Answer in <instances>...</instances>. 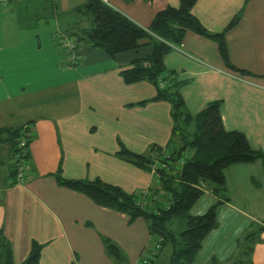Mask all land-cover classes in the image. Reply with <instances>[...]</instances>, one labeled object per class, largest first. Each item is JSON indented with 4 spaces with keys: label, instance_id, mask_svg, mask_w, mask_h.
Here are the masks:
<instances>
[{
    "label": "crops",
    "instance_id": "1",
    "mask_svg": "<svg viewBox=\"0 0 264 264\" xmlns=\"http://www.w3.org/2000/svg\"><path fill=\"white\" fill-rule=\"evenodd\" d=\"M84 1L54 0L60 14L34 26L19 23L14 0L0 4V129L29 123L33 130L29 176L21 185L9 184L12 147L0 134V234L9 240L16 263L27 257L33 241L42 245L40 264H116L105 251V237L121 248L128 264L154 255L155 241L143 217L129 222L127 214L61 185L55 176L59 167L65 178H100L138 199L144 194L149 208L168 204L155 172L116 154L121 145L144 154L152 146L166 151L170 141V104L150 100L156 93L151 82L127 84L120 73L153 47L144 43L111 57L77 44L73 54L79 62L71 65L56 34L74 24L90 26L88 18L72 12ZM107 1L145 29L157 11L179 5V0ZM238 12L239 22L224 38L229 61L246 73L225 65L216 41L188 30L164 57L166 76L183 83L180 93L191 114L220 99L225 129L243 132L254 149L264 152V0H196L192 7L211 32L222 31ZM224 175L229 199L217 207L218 225L191 264H209L213 258L232 262L251 225H264L262 161L230 165ZM218 199L208 189L190 213L202 214ZM260 238L251 252L253 264H264V231ZM151 242L154 247L145 253Z\"/></svg>",
    "mask_w": 264,
    "mask_h": 264
},
{
    "label": "trees",
    "instance_id": "2",
    "mask_svg": "<svg viewBox=\"0 0 264 264\" xmlns=\"http://www.w3.org/2000/svg\"><path fill=\"white\" fill-rule=\"evenodd\" d=\"M195 2L196 0H179L178 6L167 5L155 13L150 26L145 29L101 0H85L73 8L72 12L88 18L90 26L74 24L63 32L72 37L76 45L95 47L111 57L119 52L137 49L144 43L153 47L150 54L133 59L131 65L120 73L127 84L151 82L156 87V93L150 100H164L170 104L173 122L170 141L166 145V151L163 147L152 146L149 153L144 154L133 152L121 145L116 154L147 170L157 163L155 172L161 189L168 195V204L149 208L134 194L100 178H65L60 167L55 173L61 185L86 194L101 206L127 214L129 222L138 217L147 221L149 233L156 243L154 255L147 257L144 264H191L200 251L205 236L218 225L217 207L229 199L224 170L233 164L258 159L264 165V152L254 149L243 132L225 129L220 99L208 102L197 113L191 114L180 93L183 83L166 76L164 57L173 46L181 44L188 30L216 41L225 65L246 73L229 61L224 38L225 32L239 22L241 13L235 14L222 31L211 32L192 13ZM14 7L19 23L25 26H34L42 20H53L60 14L54 0H14ZM20 129L21 127L0 129V134H6L4 141L12 147V153L17 149ZM26 158H29V150ZM181 158L184 160L176 168V163ZM14 175L10 166L9 178L13 179ZM9 184L15 185L13 182ZM208 189L219 197L217 202L202 214H191L190 208ZM175 225L177 229H174ZM263 231L264 225L253 223L238 243L240 253L237 259L225 264H253V245L261 239ZM103 244L105 251L116 264H128L123 251L115 242L105 237ZM167 246H170L167 259L158 261V254ZM41 249L42 245L33 241L27 257L16 263L9 240L0 234V264H40ZM209 264L219 263L213 258Z\"/></svg>",
    "mask_w": 264,
    "mask_h": 264
},
{
    "label": "built area",
    "instance_id": "3",
    "mask_svg": "<svg viewBox=\"0 0 264 264\" xmlns=\"http://www.w3.org/2000/svg\"><path fill=\"white\" fill-rule=\"evenodd\" d=\"M7 0H0V4L4 3ZM104 3H107V0H101ZM56 36L58 37V41L59 44L61 45V48L65 54V56H67V59L69 61V63L71 65H75L79 62L78 57H76L73 54L74 49L76 48V42L74 41V39L70 36H65L63 34H56ZM33 137V130L31 129V127L28 124H24L21 126L20 129V135L18 137V141H17V149L12 153L11 157H10V165L12 166L13 170H14V178L13 179H9V183H15L18 185H21L23 183H25V181L27 180L28 176H29V158H26V155L28 153V145H29V141L31 140V138ZM155 168L156 167H151V171L155 172ZM140 202L144 203V194L143 196L140 197L139 199ZM146 258H143L141 260L142 264H144L146 262Z\"/></svg>",
    "mask_w": 264,
    "mask_h": 264
},
{
    "label": "rangeland",
    "instance_id": "4",
    "mask_svg": "<svg viewBox=\"0 0 264 264\" xmlns=\"http://www.w3.org/2000/svg\"><path fill=\"white\" fill-rule=\"evenodd\" d=\"M184 158V157H183ZM183 158H181L180 159V161L178 162V163H176V168H179L180 166H181V164H182V162H183ZM8 163L10 164V161H9V159H8ZM154 167H155V165H154ZM153 167V168H154ZM150 171V170H149ZM156 173V172H155ZM165 199V198H164ZM165 201V200H164ZM177 229L178 227L175 225L174 226V229ZM153 241H154V239H153ZM156 243V242H155ZM154 247V243L153 242H151V246L150 247H148V249L145 251V253H150V250H151V248H153ZM169 253H170V246H167V247H165L164 248V250H163V253H162V255L160 256V261H164V260H166L167 259V257H168V255H169ZM129 261V260H128Z\"/></svg>",
    "mask_w": 264,
    "mask_h": 264
}]
</instances>
